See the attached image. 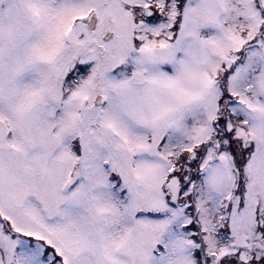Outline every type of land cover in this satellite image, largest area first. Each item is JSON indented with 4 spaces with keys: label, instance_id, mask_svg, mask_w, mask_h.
<instances>
[{
    "label": "snow or ice",
    "instance_id": "1",
    "mask_svg": "<svg viewBox=\"0 0 264 264\" xmlns=\"http://www.w3.org/2000/svg\"><path fill=\"white\" fill-rule=\"evenodd\" d=\"M0 264H264V0H0Z\"/></svg>",
    "mask_w": 264,
    "mask_h": 264
}]
</instances>
